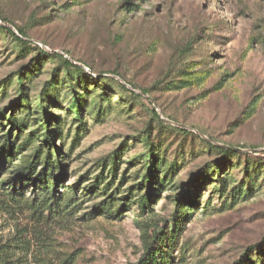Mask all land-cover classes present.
<instances>
[{
    "label": "rangeland",
    "instance_id": "1",
    "mask_svg": "<svg viewBox=\"0 0 264 264\" xmlns=\"http://www.w3.org/2000/svg\"><path fill=\"white\" fill-rule=\"evenodd\" d=\"M3 152L5 264H264V0H0Z\"/></svg>",
    "mask_w": 264,
    "mask_h": 264
},
{
    "label": "trees",
    "instance_id": "2",
    "mask_svg": "<svg viewBox=\"0 0 264 264\" xmlns=\"http://www.w3.org/2000/svg\"><path fill=\"white\" fill-rule=\"evenodd\" d=\"M13 25L15 26V24H13ZM2 28H5L6 31L11 33L15 38H17L19 40H22L23 39L22 38L23 35H25L24 31L21 28H18L19 34L16 33L13 29H11L9 27L3 26ZM63 63H64V65L66 67H77L76 64H74L69 59H65L63 61ZM125 86L126 85H124V87ZM47 120H48V123H50V120L49 119H47ZM221 150L223 152H225V153L234 152V149L226 148V147H222ZM9 156H10V154H7L5 152L0 154L1 160L3 159V161H7V164H8L7 168L10 165L9 162H8L9 161ZM27 168L23 169V171L21 173L22 177L20 179L16 177V178H13L11 180V182H9L8 184H5V185H7V187H5V185H1L0 184V205L1 204L5 205L9 201H13L15 203H23V197L24 196L20 193V188L18 186L19 181L23 180L28 185H29L30 181L35 182L36 187H37V192L38 193L40 192L39 196L42 195L41 193H45V194H43L44 197L42 198L41 201L40 200L37 201V199H34V200L30 201V202L28 200H24L25 201L24 203L29 205L31 207V209H34V210H37V211L42 206L44 208H49L50 209L53 206V204H50V200L52 198L56 199V195H55V193H53V192H55L53 185L56 187L57 182H56V179L54 180V182H52L53 180H51V179H53V174H51L49 172L50 171L49 165H46L39 172H37V170H36L37 167L33 163L32 164H28ZM3 169H4V164H1L0 165V173L1 172L4 173ZM150 178H152V176H150ZM1 197H4V198H1ZM153 243L154 242H148L147 251H148V255H152L154 257L156 255V253L154 252ZM4 262H5V259L2 257V254H0V264H5ZM139 264H149V263L147 262L146 259H142L139 262Z\"/></svg>",
    "mask_w": 264,
    "mask_h": 264
}]
</instances>
